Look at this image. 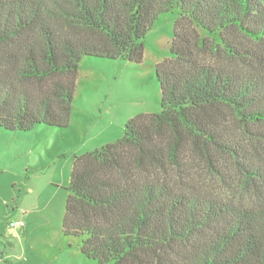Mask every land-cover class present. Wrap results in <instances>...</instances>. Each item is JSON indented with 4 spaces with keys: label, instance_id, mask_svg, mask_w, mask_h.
<instances>
[{
    "label": "trees",
    "instance_id": "trees-1",
    "mask_svg": "<svg viewBox=\"0 0 264 264\" xmlns=\"http://www.w3.org/2000/svg\"><path fill=\"white\" fill-rule=\"evenodd\" d=\"M173 11L160 111L74 158L62 234L97 264H264V0H0V128L67 127L83 57L140 64Z\"/></svg>",
    "mask_w": 264,
    "mask_h": 264
},
{
    "label": "rangeland",
    "instance_id": "rangeland-1",
    "mask_svg": "<svg viewBox=\"0 0 264 264\" xmlns=\"http://www.w3.org/2000/svg\"><path fill=\"white\" fill-rule=\"evenodd\" d=\"M176 19V11L159 15L143 40L140 64L83 57L67 127L0 128V264H97L62 234L73 160L122 138L130 119L160 111L156 66L171 57ZM207 41L215 44L211 36ZM193 166L202 176L201 165ZM13 220L25 223L23 234L8 226Z\"/></svg>",
    "mask_w": 264,
    "mask_h": 264
},
{
    "label": "crops",
    "instance_id": "crops-1",
    "mask_svg": "<svg viewBox=\"0 0 264 264\" xmlns=\"http://www.w3.org/2000/svg\"><path fill=\"white\" fill-rule=\"evenodd\" d=\"M13 221H21V222L23 223V226L14 229V230H15V233H16L17 235H18L19 233H22V234H23V231H24V229L26 228L25 223H24L22 220H13ZM11 222H12V221H10L9 223H11ZM9 223H8V226H9ZM68 241H69V240H68ZM78 251L80 252V250H78ZM80 254H81V252H80ZM81 257H83V259H85V260H88V259H86L82 254H81Z\"/></svg>",
    "mask_w": 264,
    "mask_h": 264
},
{
    "label": "built area",
    "instance_id": "built-area-1",
    "mask_svg": "<svg viewBox=\"0 0 264 264\" xmlns=\"http://www.w3.org/2000/svg\"><path fill=\"white\" fill-rule=\"evenodd\" d=\"M21 226H23V223L21 221H12L11 223H9V227L11 229H16Z\"/></svg>",
    "mask_w": 264,
    "mask_h": 264
}]
</instances>
